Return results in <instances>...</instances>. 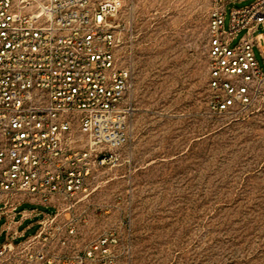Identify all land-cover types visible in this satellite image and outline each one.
<instances>
[{
	"label": "rangeland",
	"instance_id": "rangeland-1",
	"mask_svg": "<svg viewBox=\"0 0 264 264\" xmlns=\"http://www.w3.org/2000/svg\"><path fill=\"white\" fill-rule=\"evenodd\" d=\"M256 1L227 4L225 29L233 9ZM211 8V0H129L116 20L135 112L126 144L94 174L78 242L83 250L109 237L107 264H264V110H212ZM254 41L264 70L263 26ZM37 220L18 230L35 234Z\"/></svg>",
	"mask_w": 264,
	"mask_h": 264
},
{
	"label": "built area",
	"instance_id": "built-area-1",
	"mask_svg": "<svg viewBox=\"0 0 264 264\" xmlns=\"http://www.w3.org/2000/svg\"><path fill=\"white\" fill-rule=\"evenodd\" d=\"M128 1L0 0V264H107L109 237L83 250L78 242L94 174L126 144L135 112L131 72L117 57ZM242 1L211 0L209 88L219 114L264 110L254 53L264 0L233 9L225 29L226 5ZM24 204L35 208L19 211ZM35 218L25 237L18 228Z\"/></svg>",
	"mask_w": 264,
	"mask_h": 264
},
{
	"label": "crops",
	"instance_id": "crops-1",
	"mask_svg": "<svg viewBox=\"0 0 264 264\" xmlns=\"http://www.w3.org/2000/svg\"><path fill=\"white\" fill-rule=\"evenodd\" d=\"M5 241H6V240H4L2 243H4ZM2 243H1V244H2Z\"/></svg>",
	"mask_w": 264,
	"mask_h": 264
}]
</instances>
